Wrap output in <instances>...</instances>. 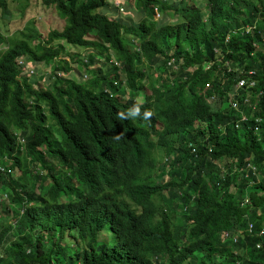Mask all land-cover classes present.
Listing matches in <instances>:
<instances>
[{
    "label": "trees",
    "instance_id": "16d2710c",
    "mask_svg": "<svg viewBox=\"0 0 264 264\" xmlns=\"http://www.w3.org/2000/svg\"><path fill=\"white\" fill-rule=\"evenodd\" d=\"M106 1L43 0L55 6L65 24L61 30L51 29L44 40L38 41L40 34L33 26L29 27L32 19L24 24L30 32H18V39L16 36L6 39L0 30V45H8L0 50V167L4 172L17 169L20 174L13 177L0 172V185L8 188L13 202L21 203L19 209H14L15 225L4 226L0 220V264H164L159 260L154 263L155 255L131 251L128 235L118 241L123 254H113L112 246L100 245L97 231L103 227L101 216L109 213L124 221L155 222L157 245L174 248L159 252L168 264L184 261L218 264L216 260L221 264H264V234L257 236L264 216V123H258L260 135L254 131L256 118L264 119V33L261 28L264 0H216L218 24L210 34L198 11L183 13L177 22H165L157 29L151 21L141 22L133 29L128 20L103 15V11L109 10ZM153 2H161L162 8L167 6L160 0H138L137 4L142 6L139 12L144 16L151 14L149 4ZM0 6L5 11L6 1L0 0ZM246 24H250L248 34L234 33L224 41L229 29ZM172 30L176 41L188 44L193 59H205L199 46L205 40L218 50L212 85L202 87L205 82H196L188 89L184 85L167 88L175 92L166 97L168 106L177 111L174 133L197 144L196 154H185L183 150L176 158L174 168L180 179L162 183L145 173L147 163L152 161L154 142L150 134L144 133L135 137L127 152V180L117 168L106 166L105 162L73 165L70 157L78 141L105 156L108 149L120 151L122 133L128 129L140 131L145 121L142 117L118 115L120 109L132 105L144 85L132 74L130 51L124 45L123 36L133 32L143 42L152 33L154 42L165 43L168 36L172 37ZM61 42L82 50L90 49L84 62L90 70L99 56L106 54L102 61L108 62V53L112 50L121 63L123 77L117 73V67L113 74L97 68L92 80L85 78L83 83L78 82L76 76H58L56 70L69 72L66 62L58 58L64 50ZM174 47L178 51V46L174 44ZM212 47L208 54L211 59L214 58ZM178 53L188 55L189 51L185 48ZM19 56L27 57L36 65L51 64L55 74L50 75L47 82L35 78L37 88H34V78L28 80L20 75L24 71L16 64ZM228 58L239 63L241 67H237L243 71L250 68L258 71L257 85L249 91L241 88L236 94L239 108L247 115V120L239 122L238 127L234 126L238 119L235 109L226 108L223 112L212 109L222 102L224 95L235 87L237 76L240 77L236 70L222 69L226 68L224 61ZM39 81L46 83L43 89ZM213 92L218 96L216 105L211 106L207 97ZM245 98L249 101L244 102ZM151 117L165 127L161 132H154L161 140L170 123L160 114ZM205 120L210 134L208 141L215 145L214 154L217 151L230 157L229 165L242 167L249 160L255 167L246 168L252 187H245L244 194L252 208L241 205V201L238 203L235 194L227 191V179L213 167L206 166L208 153L200 141L204 131L201 127L193 128L195 122ZM54 126L58 134L53 133ZM219 131L225 134L220 135ZM202 168H206L207 178L199 175ZM66 195L69 196L67 201H61L60 197ZM238 195L242 197L243 189ZM154 196H158L159 202H155ZM90 207L92 216L79 225L74 237L68 233L71 240H65V232L74 228L65 221ZM243 216L252 221L253 232L249 234L251 250L241 256L235 250L247 246L250 238H246V242L237 239V242L227 243L221 241L219 233L236 224L246 227V221L237 223ZM15 236H19V240L10 242ZM254 240H261L262 247L257 249ZM243 259L244 263H240Z\"/></svg>",
    "mask_w": 264,
    "mask_h": 264
},
{
    "label": "clouds",
    "instance_id": "9594fccd",
    "mask_svg": "<svg viewBox=\"0 0 264 264\" xmlns=\"http://www.w3.org/2000/svg\"><path fill=\"white\" fill-rule=\"evenodd\" d=\"M127 1L130 2L133 9L138 13V20H133L132 16H124L127 14L126 4ZM164 2L169 8L170 12H167L165 8L163 11L160 10L159 5L161 2H153L149 4V8L152 10L151 14H146L145 16L139 12L142 8L141 5H138V0H107V7L109 10L103 11V15L110 19H122L128 20L131 25L133 24V29L137 27L141 22L148 23L149 21L153 22L154 28L157 29L161 24L166 23H175L180 19V16L183 13H191L193 11H198L201 16V21L206 24L207 34L213 33L215 26L218 24V10L216 0H160ZM110 4V5H109ZM136 5V7H135ZM264 19V6H263V15L261 17ZM250 24L243 25L241 28L229 29L230 33L228 36L224 37V41L227 42L230 39L232 34H248ZM262 31L264 33V26H261ZM22 32V31H20ZM172 37L168 36L165 43H159L153 41V34H149L145 40H142L131 32L123 36L124 45L130 51V59L132 63L133 76L139 83H144L142 88L137 92L133 103L130 107L122 108L119 110L118 115L122 118H135L142 117L145 119L142 128L140 131H134L128 129L126 133H122L120 139V151H112L107 150L102 154L100 151L94 152L91 148L87 147L84 144H80L74 151V155L70 157V161L75 166H83L87 162H96V163H106V166H111L117 168L122 177L127 180L128 178V159L127 152L132 147V143L135 137L141 133L145 135L150 134L153 138L154 145L151 149L152 161L147 163L145 168V173L150 174L157 181L162 183H167L170 181H175L180 179V175L176 172L174 166L177 164L176 158L183 151L186 150L185 154H196L197 153V144L192 140L183 137H177L174 133L175 122L177 118V111L169 107L166 102L167 94H173L175 92L169 90L168 87H177L179 85H184L186 89H188L192 84L196 82H205L202 87H207L212 85L211 80L215 78V67H217L218 63V50L217 46H213V43H209L206 40L201 43L199 46L201 48L202 53L204 54L205 59H193L191 50L188 47V44H184L181 40H175L176 33L171 31ZM16 39L19 37V33L16 34ZM210 41L213 39L209 38ZM221 40V39H220ZM150 43L149 45L147 43ZM174 44L178 46V51L174 47ZM61 45L64 46V43L61 42ZM147 48H143V46ZM171 46V47H167ZM205 47H208V50H204ZM212 47V51L214 53V58H208V54L210 52V48ZM189 51L188 55H180L178 52L183 51L184 49ZM255 48L258 49V46ZM86 50V49H85ZM90 52V49H87ZM68 55L71 56V52L66 50ZM109 61L104 62L102 58L105 57L99 56L95 64L101 65L106 64L108 68L103 70L101 67H94L91 64L92 72L97 68H101L103 73L110 72L114 73L116 67L119 68L117 73L120 74V77H123L122 72L120 71L121 63L116 59L113 51L111 50L109 53ZM25 56H19L16 59V64L19 66L20 70L24 71V74H20L23 77H26L28 80L34 78L35 75L40 74L45 70H49L50 75L57 73L58 76H70L71 68L69 66L70 60L68 62L65 61L64 56L62 54L58 55V58L62 59L68 65L69 72L67 75H63V71L60 72L56 70L53 73L51 64H40L36 65V63L31 62L28 58H24ZM112 57L114 59H112ZM231 58H228L224 61V66L226 71H238L237 74V82L233 89L230 90L228 94L224 95L222 102L219 101L216 105V99L218 94L215 92L210 93L207 97L208 104L211 106L216 105L214 110L223 112L226 108L235 109L238 113V119L234 121V126L238 127L239 122L246 121L247 115L243 113V111L239 108V102L236 99V94L238 90L241 88H246V90H250L251 87L257 85V68H250L247 71H243V69L238 68L241 67L239 63H235V61H231ZM23 61L20 63L19 61ZM86 60V59H85ZM264 66V65H263ZM44 69V70H43ZM40 71V73H39ZM246 72V73H244ZM244 73V74H243ZM203 74V78L201 79L199 76ZM95 75V74H94ZM94 75H88L85 78H91ZM83 76V75H81ZM39 77V76H38ZM116 84L117 81H114ZM32 85H35V78L32 81ZM157 90V92L155 91ZM234 90V91H233ZM249 99L245 98L244 102H248ZM43 108V105H42ZM44 109V108H43ZM46 113V111H44ZM152 114H160L167 118L170 125L164 133L161 140L158 139V136L154 134L155 130L157 132H161L164 130V125L158 120H154L151 115ZM264 123L263 118H256V124L254 126V131L260 135L259 130V122ZM49 124H51L49 122ZM201 127L204 133L201 136V145L204 146L208 153V163L206 166L213 167L221 177L227 179V191L231 194H235L238 199V203L241 201V205L249 206L252 208L253 205L250 203L247 195L245 194V187L251 188L252 182L249 180L248 173L246 172L247 166L255 169L250 163L251 161L247 160L246 163L242 167H236L231 163V158L225 154L219 153L215 150V145L208 141L210 136L208 131L207 121L195 122L193 124V128ZM53 133L58 134L57 128L53 127ZM220 135H224V131H219ZM19 138V137H18ZM119 139V137H117ZM20 142L23 143V138H20ZM223 140L221 138V144ZM105 158L107 160H105ZM57 167V166H55ZM58 168V167H57ZM12 171V170H11ZM9 172H4L3 168L0 167V172L3 175H7ZM199 175L207 178L206 176V168H202L199 171ZM243 189L242 197H239V190ZM8 188H2L0 185V202H10L8 208L11 209V219L9 222L4 224L3 221V212L0 215V220H2L4 226H8L10 224L15 225L17 221V217L14 214L15 208H20L21 203L17 204L13 202L12 198L9 197ZM69 196L60 197L61 201H67ZM244 197V198H243ZM155 202H159L158 196H154ZM2 208L0 207V211ZM262 211L264 215V202L262 203ZM7 213V210H5ZM179 213V211H177ZM260 210L256 211V214H259ZM93 214L92 207L84 210L79 215L74 218H70L65 221L69 225H74V228L65 232V237H71L68 233H70L73 237L76 235V231H79V225L88 220ZM103 219V227L97 231V241L100 245H105L107 247L112 246L113 254L119 252L123 254L121 249L117 246L118 241L123 239L126 235H128V240L130 242L131 251H137L139 255H155L154 263L156 260L163 262L164 264H168V260L159 255V252L165 249H174L170 246H162L159 247L156 242V232L157 225L153 221L148 220H133V221H124L115 217L113 214L109 213V215L105 216L104 214L101 216ZM242 221H246V227L238 226L237 224L230 229H223L220 231V237L222 242H237V239H242L246 242V238H250L246 243L247 246H243L241 249L243 250V255L247 250H251L250 246L252 245V238L249 235L253 232L252 221H250L247 216H243L241 219H237V223ZM185 223V222H184ZM261 228L257 233V236L264 234V216L263 220H261ZM13 231V230H12ZM19 237V236H15ZM12 237L10 242L13 240ZM68 239V240H69ZM261 240H254V245L258 249L262 247ZM232 243V242H231ZM147 249L148 251H145ZM235 250V252H240V250ZM153 251H157V253H153ZM241 253V252H240ZM242 256V254H241ZM167 261H165V260ZM126 261V260H125ZM218 264H221L218 260H216ZM240 263H244L241 260ZM127 264V263H125ZM182 264H189L188 261H184Z\"/></svg>",
    "mask_w": 264,
    "mask_h": 264
},
{
    "label": "rangeland",
    "instance_id": "374dc122",
    "mask_svg": "<svg viewBox=\"0 0 264 264\" xmlns=\"http://www.w3.org/2000/svg\"><path fill=\"white\" fill-rule=\"evenodd\" d=\"M7 7L4 9L0 6V30L3 33L2 35L4 38H10L12 36H17L16 32H30L29 30H26V25L24 26L25 22L28 19H32V21L29 23V27L33 26V28L40 34V40H44L46 38L47 33L51 29H58L61 30L64 27V20L60 17L59 11L56 10L55 6L50 4H46L43 2V0H5ZM110 5V4H109ZM136 7V5H135ZM159 8L161 11H163V8L159 5ZM126 10L127 14L124 16H132L133 20H138V13L133 9L130 2L127 1L126 4ZM165 10L167 12H170L168 7H165ZM4 13L7 14L8 17H5ZM23 18V19H22ZM28 27V28H29ZM3 30V31H2ZM18 39V38H17ZM12 42V39L11 41ZM7 44L3 43L0 45V50H3L7 48ZM68 50L71 52V56L68 55V53L65 51ZM89 51L86 49H81L77 46H72L64 42V50L62 52V56H64L65 61L68 62L70 60V68L71 73L70 76H76V79L78 82L83 83L84 79L88 75H94L92 70L84 66L85 59L88 55ZM26 58V57H24ZM112 59H114L112 57ZM22 63L23 61H19ZM94 67H101L103 70L106 71L108 68V65H93ZM44 70V69H43ZM50 71L45 70L43 72L39 73L38 75H35L34 78H43L45 82L50 80ZM64 75H67V73H63ZM83 75V76H81ZM33 75L31 76V78ZM92 80V78H90ZM90 81V80H89ZM39 85L41 86L40 89H43L44 86H46V83L40 82ZM34 88H37V86H34ZM57 169V167H55ZM13 177H18L20 174L18 173L17 169H13L10 173ZM10 205V202H0V207L3 211V221L4 224L10 221L11 219V209L8 208ZM7 210V213L5 212ZM69 237H65V240H68ZM19 240V237L13 238V242H16ZM71 240V239H70ZM241 254L243 255V250H240Z\"/></svg>",
    "mask_w": 264,
    "mask_h": 264
}]
</instances>
